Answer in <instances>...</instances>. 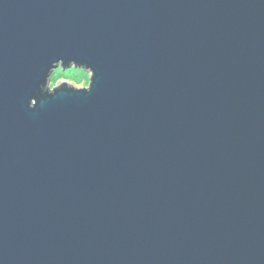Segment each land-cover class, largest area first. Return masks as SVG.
<instances>
[{
  "label": "water",
  "instance_id": "water-1",
  "mask_svg": "<svg viewBox=\"0 0 264 264\" xmlns=\"http://www.w3.org/2000/svg\"><path fill=\"white\" fill-rule=\"evenodd\" d=\"M0 264H264V0H0Z\"/></svg>",
  "mask_w": 264,
  "mask_h": 264
},
{
  "label": "clouds",
  "instance_id": "clouds-1",
  "mask_svg": "<svg viewBox=\"0 0 264 264\" xmlns=\"http://www.w3.org/2000/svg\"><path fill=\"white\" fill-rule=\"evenodd\" d=\"M70 65H73V67H70L65 71L60 67V64H56L54 68L48 71L45 78V85H42V87L46 86L47 89L55 90L59 83L67 82L70 85H75L77 88H89V78L92 75V72H85L84 68H77L75 67V64Z\"/></svg>",
  "mask_w": 264,
  "mask_h": 264
},
{
  "label": "rangeland",
  "instance_id": "rangeland-1",
  "mask_svg": "<svg viewBox=\"0 0 264 264\" xmlns=\"http://www.w3.org/2000/svg\"><path fill=\"white\" fill-rule=\"evenodd\" d=\"M66 70H67V69H66ZM66 70H65V71H66ZM73 86H75V85H73Z\"/></svg>",
  "mask_w": 264,
  "mask_h": 264
},
{
  "label": "snow or ice",
  "instance_id": "snow-or-ice-1",
  "mask_svg": "<svg viewBox=\"0 0 264 264\" xmlns=\"http://www.w3.org/2000/svg\"><path fill=\"white\" fill-rule=\"evenodd\" d=\"M83 71V70H82Z\"/></svg>",
  "mask_w": 264,
  "mask_h": 264
}]
</instances>
